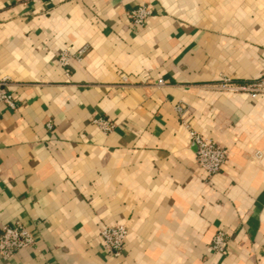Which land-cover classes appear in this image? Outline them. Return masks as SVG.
Here are the masks:
<instances>
[{
    "label": "crops",
    "instance_id": "crops-1",
    "mask_svg": "<svg viewBox=\"0 0 264 264\" xmlns=\"http://www.w3.org/2000/svg\"><path fill=\"white\" fill-rule=\"evenodd\" d=\"M263 71L264 0H0V226L35 239L0 264H264V94L221 88ZM102 224L126 227L117 258Z\"/></svg>",
    "mask_w": 264,
    "mask_h": 264
},
{
    "label": "built area",
    "instance_id": "built-area-1",
    "mask_svg": "<svg viewBox=\"0 0 264 264\" xmlns=\"http://www.w3.org/2000/svg\"><path fill=\"white\" fill-rule=\"evenodd\" d=\"M151 14V8L147 5H141L130 11L129 17L133 26H143L146 18ZM80 53V52H79ZM61 66L66 67L68 63V53L63 52L59 57ZM125 79V78H123ZM162 80H157V84H162ZM223 89H233L248 92L252 98L264 94V71L260 77L254 82L245 86H231L227 80L222 84ZM0 102L8 106L10 109L15 108V101L7 89L5 79H0ZM178 113H182L183 108H176ZM93 123L104 131H110L113 127L107 119H93ZM189 136L196 146V164L198 168L206 174L212 176L218 173L226 161L227 152L224 148L217 145L211 139L205 138L197 132L189 131ZM101 245L104 251L112 258L121 255L127 230L124 225H107L102 224L99 231ZM35 239L31 232L24 226L16 224L13 226H0V257L9 259L17 252L30 248L34 245ZM211 248L216 253H223L227 248V241L224 233L219 231L212 240Z\"/></svg>",
    "mask_w": 264,
    "mask_h": 264
}]
</instances>
